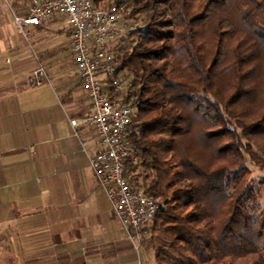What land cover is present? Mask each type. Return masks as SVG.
<instances>
[{
  "label": "trees",
  "instance_id": "1",
  "mask_svg": "<svg viewBox=\"0 0 264 264\" xmlns=\"http://www.w3.org/2000/svg\"><path fill=\"white\" fill-rule=\"evenodd\" d=\"M117 2L141 23L117 48V75L137 107L128 182L161 203L148 227L155 264H264V177L256 189L245 166L248 156L264 171V0L93 5ZM193 127L209 147L226 142L212 149L217 165L181 151Z\"/></svg>",
  "mask_w": 264,
  "mask_h": 264
},
{
  "label": "crops",
  "instance_id": "2",
  "mask_svg": "<svg viewBox=\"0 0 264 264\" xmlns=\"http://www.w3.org/2000/svg\"><path fill=\"white\" fill-rule=\"evenodd\" d=\"M32 2L0 0V264H136L90 167L100 146L94 127L81 124L92 104L71 28L58 15L20 32L13 15ZM40 64L47 80L31 87ZM143 258L155 264V254Z\"/></svg>",
  "mask_w": 264,
  "mask_h": 264
},
{
  "label": "built area",
  "instance_id": "3",
  "mask_svg": "<svg viewBox=\"0 0 264 264\" xmlns=\"http://www.w3.org/2000/svg\"><path fill=\"white\" fill-rule=\"evenodd\" d=\"M131 14L122 2L100 9L94 7L93 0H33L26 15H13V23L24 33L30 27L50 24L58 15L66 17L76 69L92 104V115L81 124L94 127L100 146L88 155L90 167L138 255L136 264H143L141 250L161 203L136 191L126 175L140 158V150L131 138L137 107L125 102L126 82L117 75V48L133 30L128 19ZM46 80L45 68L40 64L29 77V84L38 87ZM79 125L71 121L74 129Z\"/></svg>",
  "mask_w": 264,
  "mask_h": 264
},
{
  "label": "rangeland",
  "instance_id": "4",
  "mask_svg": "<svg viewBox=\"0 0 264 264\" xmlns=\"http://www.w3.org/2000/svg\"><path fill=\"white\" fill-rule=\"evenodd\" d=\"M131 13H132V10H131ZM130 24L133 27L132 31H135L141 26V23H139L138 20L135 21L134 19L130 21ZM202 40H204V38ZM129 42L130 41L127 39L126 41L121 42L120 46L124 48L130 44ZM230 78H231V74L228 73V74H223V76L217 80V85L219 86L217 87L219 88L220 91H223V92L225 91ZM199 126L200 128L202 127V129L203 127L204 129L207 128V126L203 124H199ZM225 143L226 142L219 141V142L212 143V146L209 147L208 143L204 139L203 134L199 135L196 132L194 133V127H193L190 133L182 138L180 142V149L181 151L187 153L190 157L198 159L202 161L203 163L210 164L216 161L215 163L217 165V163L221 161L222 158H220L218 154H215L216 150L212 151V149L213 148L217 149L218 147L225 145ZM245 166L248 168V172H249L247 176L248 183L250 185H254L256 189H260L261 188L260 183H261L262 177H264V171L261 170L259 167H257L248 156H246ZM259 202L262 208H264V192L261 194ZM144 248L146 250L145 252L143 251ZM144 248L141 250V259L143 263H144L143 254L145 255V257L149 255L150 261L154 257V254H155V249L153 248L151 244V234H149L148 239L144 244Z\"/></svg>",
  "mask_w": 264,
  "mask_h": 264
}]
</instances>
